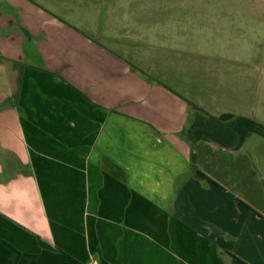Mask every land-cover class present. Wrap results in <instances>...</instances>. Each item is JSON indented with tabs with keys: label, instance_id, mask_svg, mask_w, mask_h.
<instances>
[{
	"label": "crops",
	"instance_id": "crops-1",
	"mask_svg": "<svg viewBox=\"0 0 264 264\" xmlns=\"http://www.w3.org/2000/svg\"><path fill=\"white\" fill-rule=\"evenodd\" d=\"M50 1L0 0V264H253L236 231L264 227V211L205 172L198 144L220 147L180 132L186 101L264 125L263 86L237 98L209 89L204 101L198 88L149 81ZM255 3L262 19L249 37L263 52L247 62L264 79V0ZM220 149L251 158L264 194V139Z\"/></svg>",
	"mask_w": 264,
	"mask_h": 264
},
{
	"label": "rangeland",
	"instance_id": "rangeland-1",
	"mask_svg": "<svg viewBox=\"0 0 264 264\" xmlns=\"http://www.w3.org/2000/svg\"><path fill=\"white\" fill-rule=\"evenodd\" d=\"M50 2L68 18L84 20L88 33L95 41L117 52L132 65V70L149 81L156 78L184 93L198 88L199 97L204 101L209 100L208 90L213 88H216L218 98L222 97L219 94L224 95L223 91L237 98L236 94L242 88L256 89L260 85L264 88V79L252 64L257 61L263 48L256 46L249 37L253 26L260 24L259 20L262 19L256 0ZM96 18L98 23L95 22ZM177 72L184 78L170 80L169 76H176ZM171 81L175 84L172 85ZM226 103L220 100L218 106H222L217 108L229 109ZM246 109L253 111L255 105L251 103L245 106ZM197 151L204 153L205 172L227 188L229 184H235V187L228 189L230 194L264 211L261 183L246 153L227 152L205 143L198 144ZM231 198L227 196L225 200ZM219 208L227 212V219H240L238 210L228 207L226 202ZM201 215L211 216L214 220L222 217L212 214L213 217L207 212ZM231 228L235 226L231 225ZM239 228L236 232L242 233L245 243H239L237 251L250 263L264 264V227L244 223Z\"/></svg>",
	"mask_w": 264,
	"mask_h": 264
},
{
	"label": "trees",
	"instance_id": "trees-1",
	"mask_svg": "<svg viewBox=\"0 0 264 264\" xmlns=\"http://www.w3.org/2000/svg\"><path fill=\"white\" fill-rule=\"evenodd\" d=\"M186 103L191 110L190 121L180 136L189 145L213 142L222 148L238 150L251 135L264 139V125L255 120L231 113L213 116L189 101Z\"/></svg>",
	"mask_w": 264,
	"mask_h": 264
},
{
	"label": "water",
	"instance_id": "water-1",
	"mask_svg": "<svg viewBox=\"0 0 264 264\" xmlns=\"http://www.w3.org/2000/svg\"><path fill=\"white\" fill-rule=\"evenodd\" d=\"M214 144H215L216 146L220 147V146L217 145L216 143H214ZM220 148H222V147H220ZM222 149L231 151V150H233L234 148L232 147V148H222Z\"/></svg>",
	"mask_w": 264,
	"mask_h": 264
}]
</instances>
